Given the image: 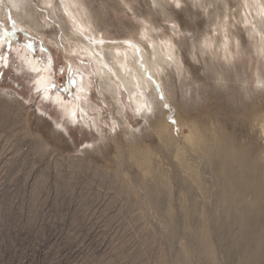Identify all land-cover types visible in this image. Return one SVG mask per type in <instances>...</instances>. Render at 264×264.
<instances>
[{"label":"rangeland","instance_id":"obj_1","mask_svg":"<svg viewBox=\"0 0 264 264\" xmlns=\"http://www.w3.org/2000/svg\"><path fill=\"white\" fill-rule=\"evenodd\" d=\"M84 1L102 31L86 39L136 49L152 86L147 106L135 110L114 77L118 114L94 60L68 49L60 18L72 17L63 0L54 14L41 0L27 2L43 29L0 0V264H237L241 253L228 251L224 229L253 200L242 192L247 174L264 176V52L250 32L254 21L241 19L242 0L171 2L163 14L152 0ZM218 19L239 39L233 59L212 42L203 47L219 36ZM150 27L152 36L171 35L180 53L179 66L167 57L160 78L142 54L150 48L140 34ZM56 96L92 102L97 125L70 122Z\"/></svg>","mask_w":264,"mask_h":264},{"label":"bare ground","instance_id":"obj_2","mask_svg":"<svg viewBox=\"0 0 264 264\" xmlns=\"http://www.w3.org/2000/svg\"><path fill=\"white\" fill-rule=\"evenodd\" d=\"M7 1L17 15L20 16L24 12V10L25 12L29 13L26 4H28L27 2H29L30 0ZM180 1L184 0H152L154 4L162 8V14L166 12L164 10V7L169 5V3L175 2L177 4ZM189 1L195 5H199L202 3L207 5L209 4L208 0ZM54 2L55 0H41L42 6L44 5V7L51 9L53 14L56 10ZM84 2V0H63V12L66 14V16L72 17L71 20H69L67 17V19L60 18V20L65 24V31L68 30L69 36L73 40V46L69 45L68 49L72 52H83L86 56L94 60V62L98 66L97 74L99 75V79L101 81L100 87L113 101L117 103L118 114H121L123 117V105L120 99L119 91V87L121 85L128 92L134 109L141 111L145 106H147L148 92L151 90L152 86L150 84V81H147L145 76H143V74L145 73L142 74V71H139L137 69V60L139 57L137 55L136 49L129 45L98 46L95 43H91V40L89 41L88 38L86 39V36H88L89 38L93 36V38L96 37L97 39V37L99 38L101 34H97L99 31L98 29H96L97 23L95 25V21L98 19H95L96 17L93 14L92 10L87 8ZM212 2L214 1L212 0ZM221 2H225V0H222ZM229 2L230 1L228 0V4ZM30 3L32 5V2ZM241 5L243 6V10L240 15L241 19L242 21L244 20V22H247L249 20L254 21L253 27H251L250 32L254 39L257 50L262 53L264 52V0H242ZM223 6H225V4ZM222 8L224 9V7ZM217 11L218 10L216 9V12ZM29 15L30 18L35 19L31 22L34 23L33 25L36 26V29H43V25L39 24L40 22L36 23L37 16L31 12L29 13ZM227 15L228 14L224 16L227 18ZM214 26L215 30L213 32L218 33L219 36H211L208 38L205 37L203 41V47L209 48L210 43L212 42L213 45L219 49L220 53L226 60L233 59L234 53L239 54L240 47L238 37L235 36L236 34L230 29V21H227L225 19H218L214 21ZM151 29L152 27L144 28L142 33L140 34V38L144 39L146 41V44L150 48V50L148 48L146 50L145 45L142 44L144 48L143 50H146V53L142 52V54L144 56V63L150 69V73L160 78L165 72L166 67L169 66L167 57L172 58L173 61L176 62L179 66L181 63L179 56L180 53L178 54L177 45L171 35H167L165 33L160 36H152V34L150 33ZM99 32H102L101 29ZM104 32L106 34V37H110V33H108V30H105ZM103 34L102 37L104 36ZM28 61V65L31 70L35 72L39 70V65L37 62H35L31 58ZM44 72L47 71L45 70ZM114 77L116 81L118 79V84L119 82L121 84L120 86L115 83ZM46 78L47 74L44 73L43 76L38 79L37 86H43L45 84L44 80H46ZM87 81L88 80L86 76L83 77L82 84L85 87L88 83ZM80 93L86 98L85 89L81 90ZM54 100L59 103V106L63 108V111L69 118L70 122L74 123L77 121H83L85 124L89 125L88 118H92L90 113H92L96 109V105H94L92 102H86V105H78L77 103H64V101L57 96L54 98ZM154 103L156 102L154 101ZM154 105L157 109V104ZM92 121L93 123L96 122L93 118ZM221 154L224 157L226 156V158L229 157V153L226 150H222ZM247 176L251 178V182L250 185L244 189L245 191L243 190L242 192L243 194L251 193L252 195H254V197L252 198L253 200L250 203H247L246 201L243 202L241 213H239V215L232 214L231 225L233 229H224L226 234L225 243L228 251H231L232 254L237 252L234 249L238 247L239 250H237L238 252L240 251L241 256L237 257V264H264V176L260 174V172H256V174L253 175L247 174ZM232 201L233 200L230 199L227 206L229 209L236 208ZM258 225H260L262 228L260 231L258 230V228H256ZM241 247H243V249ZM208 251H210L214 262H216L217 259L215 255H213V249L210 245ZM227 262L229 264L235 263L232 257H230Z\"/></svg>","mask_w":264,"mask_h":264},{"label":"snow or ice","instance_id":"obj_3","mask_svg":"<svg viewBox=\"0 0 264 264\" xmlns=\"http://www.w3.org/2000/svg\"><path fill=\"white\" fill-rule=\"evenodd\" d=\"M177 7H179V5H177Z\"/></svg>","mask_w":264,"mask_h":264}]
</instances>
